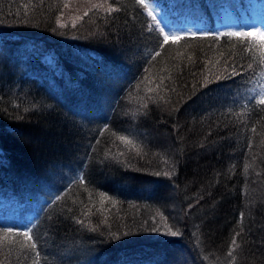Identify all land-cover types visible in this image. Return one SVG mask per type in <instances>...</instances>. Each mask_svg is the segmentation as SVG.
I'll return each instance as SVG.
<instances>
[{"label": "trees", "instance_id": "obj_1", "mask_svg": "<svg viewBox=\"0 0 264 264\" xmlns=\"http://www.w3.org/2000/svg\"><path fill=\"white\" fill-rule=\"evenodd\" d=\"M69 1L0 0V264H264V41Z\"/></svg>", "mask_w": 264, "mask_h": 264}, {"label": "rangeland", "instance_id": "obj_2", "mask_svg": "<svg viewBox=\"0 0 264 264\" xmlns=\"http://www.w3.org/2000/svg\"><path fill=\"white\" fill-rule=\"evenodd\" d=\"M105 0H70L69 5L75 10L74 19L77 20L84 12L92 8H109L110 4H93L92 2H103ZM202 1V0H201ZM217 0H211L216 4ZM233 1V2H232ZM221 0L220 13L217 18V31L219 35L224 32H256L257 38L264 41L259 33H264V0ZM106 2V1H105ZM178 0H144L147 5L146 11L151 12V19L158 28L163 29V34L170 36L194 35L203 33L200 24L193 23L194 16H189L188 6L177 4ZM84 15V14H83ZM155 17V19H153ZM259 93L264 96V72L259 83Z\"/></svg>", "mask_w": 264, "mask_h": 264}, {"label": "snow or ice", "instance_id": "obj_3", "mask_svg": "<svg viewBox=\"0 0 264 264\" xmlns=\"http://www.w3.org/2000/svg\"><path fill=\"white\" fill-rule=\"evenodd\" d=\"M139 3L142 4V5H144L145 7H147V5L144 4V0H139ZM108 11H112V9L109 8ZM149 14L151 15V12ZM153 19H155V17H153ZM161 31H163V29H161ZM204 35L216 36L217 34H215V33H205ZM219 35H228V36L241 37V36H255V35H257V33L256 32H247V33H245V32H230V33H226V34L225 33H221ZM259 35L261 36L262 39H264V33H259ZM181 38L182 37H180V36H176V35L170 36L168 34H165L164 35V44H167L169 42V40H171L173 43H175V42L179 41ZM157 55H158V53H157ZM248 67L251 68L252 65H248ZM230 75H238V73H237V71H236L235 68H233V70L230 73ZM217 79H220V77H217ZM260 104H264V96H262V98L260 100ZM121 139H124V138L121 137ZM157 175H160V173H157ZM164 175H169V173H165ZM57 199H59V197H57ZM241 215H243V214H241ZM170 234L172 236H176V235H178V232L177 231H170ZM23 235L29 241L32 240V236L29 235V233L26 232ZM232 243H233V245H235V243H236L235 239H233ZM29 247L31 249H36L37 248V245L35 243H32V244L29 245ZM36 255L39 256V252L38 251L36 252ZM229 256H231V253H229ZM36 264H39V261H37Z\"/></svg>", "mask_w": 264, "mask_h": 264}]
</instances>
